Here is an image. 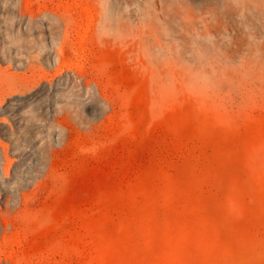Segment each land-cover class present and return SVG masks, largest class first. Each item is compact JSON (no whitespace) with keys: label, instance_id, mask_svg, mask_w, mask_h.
Returning <instances> with one entry per match:
<instances>
[{"label":"rangeland","instance_id":"obj_1","mask_svg":"<svg viewBox=\"0 0 264 264\" xmlns=\"http://www.w3.org/2000/svg\"><path fill=\"white\" fill-rule=\"evenodd\" d=\"M0 264H264V0H0Z\"/></svg>","mask_w":264,"mask_h":264},{"label":"bare ground","instance_id":"obj_2","mask_svg":"<svg viewBox=\"0 0 264 264\" xmlns=\"http://www.w3.org/2000/svg\"><path fill=\"white\" fill-rule=\"evenodd\" d=\"M18 15H19V18L20 20L22 21L24 18H25V12H24V8H23V4L19 1L18 3ZM25 85L24 83H17V84H13V83H10V89L12 90H16L18 93V95L21 97L23 95V91H24V88H25ZM9 87V85H8ZM9 89V88H8ZM9 89V90H10Z\"/></svg>","mask_w":264,"mask_h":264}]
</instances>
